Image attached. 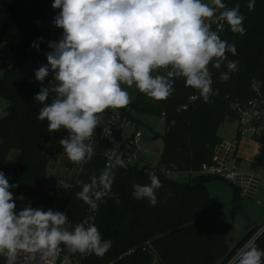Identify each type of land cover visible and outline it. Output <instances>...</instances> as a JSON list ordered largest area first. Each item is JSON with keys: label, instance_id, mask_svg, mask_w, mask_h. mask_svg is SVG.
Masks as SVG:
<instances>
[{"label": "trees", "instance_id": "16d2710c", "mask_svg": "<svg viewBox=\"0 0 264 264\" xmlns=\"http://www.w3.org/2000/svg\"><path fill=\"white\" fill-rule=\"evenodd\" d=\"M52 3L53 0H0V45L7 44L21 52L19 60L0 80V98L8 102L0 118V171L5 174L10 154L17 152L10 174H5L10 184H18L12 190L14 197H23L15 200L17 210L30 204L64 211L72 225L88 214L94 216V225L102 239L111 240L112 247L103 257L91 254L82 264H229L259 227L253 226L231 247L234 227L228 222L222 204L211 196L207 187L211 181L222 179L201 175L199 171L204 164L212 163L216 149L224 142L219 135L222 124L227 119L236 120L234 103L249 100L253 84L261 85L264 90V0H256L251 11L248 0L230 2L229 7L241 5L246 33H232L227 25L221 39L235 44L236 55L230 52L226 55L228 60L237 62L238 70L230 73L228 81H221V72L228 71L227 61L220 70L212 69L213 94L208 102L200 98L190 104V97L199 92L187 87L184 78L179 77L167 99L157 101L137 90L135 99L119 108L139 127L144 125L138 117L164 116L166 129L161 136L164 149L156 168L113 169L111 193L97 202L96 210L66 198L65 189L47 187L49 164L66 154L59 140L68 135L63 129L48 131L47 121L38 119L43 105L34 100L42 86L55 84L51 70L43 84L35 80V70L48 63L45 55L51 51L48 42L58 41L63 33L52 23L56 13ZM34 42L39 43V51L32 47ZM164 72L161 69L154 75ZM50 102L51 95L45 103ZM187 104L189 108L183 110ZM158 136L155 134V138ZM251 166L264 167V133L260 155ZM164 168L174 170L175 175H189L184 181H176L163 173ZM150 171L162 185L156 191L155 206L146 199L133 197V185L150 183ZM231 187L234 201L239 203V191ZM255 244L264 250V233ZM6 259L0 255V264Z\"/></svg>", "mask_w": 264, "mask_h": 264}, {"label": "clouds", "instance_id": "9594fccd", "mask_svg": "<svg viewBox=\"0 0 264 264\" xmlns=\"http://www.w3.org/2000/svg\"><path fill=\"white\" fill-rule=\"evenodd\" d=\"M255 4L256 0H248V9L254 10ZM52 8L60 9L53 23L63 33L58 41L48 42V63L35 70V80L43 84L51 70L55 84L42 86L34 100L43 105L38 119L47 121L49 132L67 131L59 144L75 164L93 155L86 141L94 135L99 114L131 103L123 85L161 101L172 95L175 79L182 77L208 102L213 94L209 66L220 70L227 61L221 81L238 70L237 62L226 55H236L235 44L222 40L218 32L226 23L232 33H246L239 3L228 7L222 0H53ZM32 47L40 50L39 43ZM161 69L164 74L154 75ZM50 95L51 102L45 103ZM118 167L127 164L111 153L99 177L93 175L90 183H82L78 197L92 210L111 193L112 170ZM148 178V184L133 185V197L155 206L162 185L154 172H148ZM17 187L0 171V255L9 261L20 251L53 257L61 245L71 253L97 257L112 247L94 224L79 223L67 230L64 211L30 204L17 210L15 200L23 199L14 197L12 190ZM229 264H264V250L250 240Z\"/></svg>", "mask_w": 264, "mask_h": 264}, {"label": "built area", "instance_id": "2783aa9c", "mask_svg": "<svg viewBox=\"0 0 264 264\" xmlns=\"http://www.w3.org/2000/svg\"><path fill=\"white\" fill-rule=\"evenodd\" d=\"M231 1L222 0L228 7ZM59 11L60 9H56L54 17ZM60 30L63 31L62 29ZM213 30H217L215 24H213ZM226 30L227 24L225 23L224 30L218 32L220 38H222ZM20 56V51L12 49L7 44L0 45V66L10 68L19 60ZM209 68L213 81V68L211 65ZM251 89L253 95L249 100L243 102L237 101L233 105V111L238 123L235 143L230 145L223 142L216 149L212 163L204 164L201 171H199L201 175L217 177L228 182L238 189L241 199H254L259 191L264 188V175L261 174V171H264V167L253 168L251 166L261 151V140L264 133V90L259 84H253ZM200 98H202L200 94L192 95L189 103L192 104ZM188 108L189 104L184 106L183 110ZM161 120H164V116L161 117ZM142 138L143 132L136 122L122 114L119 108H109L99 114V124L94 131L93 137L88 140L98 142L105 146V168L108 163V155L111 153L120 156L127 164V168L135 166L140 168H156L157 166L151 165L148 162V158H146L150 152L142 147ZM242 141H249L255 144V155L251 162L245 161L238 154V149ZM246 164L250 167L249 171L245 170ZM163 173L169 176L174 174L175 171L164 168ZM186 175L188 176L189 173ZM59 185L61 186L60 183H57L56 188H59ZM84 222L94 224V216L88 214L79 223ZM74 226L67 223L64 227L67 230H72ZM258 227L257 233L251 240L255 239L256 241L259 236L263 235L264 224ZM89 257L90 255L71 253L61 245L53 257L45 256L41 252L33 254L24 251L21 264H82ZM15 258L9 261V264H14ZM155 263L157 264V262Z\"/></svg>", "mask_w": 264, "mask_h": 264}, {"label": "rangeland", "instance_id": "374dc122", "mask_svg": "<svg viewBox=\"0 0 264 264\" xmlns=\"http://www.w3.org/2000/svg\"><path fill=\"white\" fill-rule=\"evenodd\" d=\"M7 69L8 68L3 66L0 67V80L3 78ZM122 87L128 91L132 102L136 97L137 89L135 86L129 88L126 85H123ZM0 104V107L2 108L8 106V102L2 98H0ZM138 119L141 120L144 125L140 127V130L143 132L142 147L150 152L146 158H148L151 165L158 166L159 158L164 149V142L161 136L165 134V122L161 119L144 116L138 117ZM237 129V121L227 119L225 123L222 124L219 135L224 142L233 145ZM155 134H158L159 136L155 138ZM88 142L89 141L87 140L86 143ZM92 147L94 152L91 158L86 159L82 164H76L73 168L68 167L67 163L70 160L66 154L63 155L65 158L61 156L52 159L48 168L47 187H54L57 182H59L58 179L60 178L63 183L61 186L59 185V189L67 188L68 192L71 193L70 197L72 201L78 205H85L84 201L78 197V193L82 190V183H90V178L93 175L98 178L101 172L106 169L105 146L95 142ZM242 150V147H240L238 150L239 154H241ZM17 156V152H12L9 156L5 171L7 176L10 174ZM249 168V165L246 164L245 170L249 171ZM261 174L264 175V171H261ZM170 178L176 181H184L187 177L183 179L180 175L172 174L170 175ZM207 187L211 196L222 204L228 222L232 223L234 227L230 239L231 247L237 245V243L249 233L253 226H262L264 224V188L259 191L254 199H240L238 203L237 201H234L235 193L228 182L223 180H213L207 185ZM23 254L24 251L18 252L14 264H21ZM1 264H9L8 258Z\"/></svg>", "mask_w": 264, "mask_h": 264}, {"label": "crops", "instance_id": "0c3cea01", "mask_svg": "<svg viewBox=\"0 0 264 264\" xmlns=\"http://www.w3.org/2000/svg\"><path fill=\"white\" fill-rule=\"evenodd\" d=\"M1 67V66H0ZM2 104V103H1ZM1 104H0V106H1ZM5 109L6 108H2V107H0V110H1V113H0V118L2 117V115L4 114V111H5ZM235 139H236V137H235ZM89 142V144H91L92 146H93V144L95 143V142H92V141H90V140H88ZM224 143H226V142H224ZM234 143H235V141H234ZM240 147H242V152H241V154H239V151H238V154H239V156L242 158V159H244L245 161H248V162H251V160L253 159V157H254V155H255V150H256V147H255V144H253V143H251V142H249V141H242L241 143H240V146H239V148ZM239 150V149H238ZM62 157H64V156H62ZM65 158V157H64ZM256 159V158H255ZM149 162V161H148ZM68 167L69 168H73V167H75V163H73L72 161H69L68 163ZM69 164H72L71 166H69ZM186 177H188L187 175H182L181 176V178H186ZM59 180V182L61 183V185H62V183H63V181H61L60 180V178L58 179ZM59 182H57V183H59ZM57 185V184H56ZM56 185H55V187H56ZM62 188H65V187H62ZM65 190H66V192H67V196H66V198H70L71 199V197H70V195H71V193H69L68 192V190H67V188H65ZM211 194V193H210ZM74 202V201H73ZM260 203V202H259Z\"/></svg>", "mask_w": 264, "mask_h": 264}, {"label": "water", "instance_id": "95a60500", "mask_svg": "<svg viewBox=\"0 0 264 264\" xmlns=\"http://www.w3.org/2000/svg\"><path fill=\"white\" fill-rule=\"evenodd\" d=\"M262 140H263V138H262ZM116 237H117V231H115V233H114V239H116Z\"/></svg>", "mask_w": 264, "mask_h": 264}]
</instances>
